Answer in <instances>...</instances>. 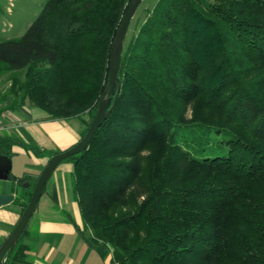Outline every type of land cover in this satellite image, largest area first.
Segmentation results:
<instances>
[{
	"label": "trees",
	"instance_id": "obj_1",
	"mask_svg": "<svg viewBox=\"0 0 264 264\" xmlns=\"http://www.w3.org/2000/svg\"><path fill=\"white\" fill-rule=\"evenodd\" d=\"M129 1L47 0L21 37L0 42L10 106L86 116L82 138ZM118 78L109 115L69 157L77 231L116 264H264V0H154ZM17 143L3 135L1 153ZM10 177L23 212L35 182Z\"/></svg>",
	"mask_w": 264,
	"mask_h": 264
},
{
	"label": "crops",
	"instance_id": "obj_2",
	"mask_svg": "<svg viewBox=\"0 0 264 264\" xmlns=\"http://www.w3.org/2000/svg\"><path fill=\"white\" fill-rule=\"evenodd\" d=\"M10 104L11 101H5L2 105L0 101V124L3 126L0 137L12 136L18 143L11 147V170L7 179H0V193H13L14 200L0 206V244L18 222L24 201L21 188L10 175L15 178L28 175L35 182L50 157L48 154L37 155L25 144L47 151L65 150L80 140L86 127L85 118L53 119L29 103L21 102L15 107ZM75 119L77 122H73ZM21 161L26 165L22 175L18 173ZM58 166L54 175L56 183L46 189L51 174L41 195L42 202L40 197L26 231L19 237L20 245L4 256L3 264H116L110 248L99 249L85 241L91 237L89 230H84V236L77 231V227L82 229V222L75 195L72 188L69 189V182L61 178L64 171L72 170V166Z\"/></svg>",
	"mask_w": 264,
	"mask_h": 264
},
{
	"label": "water",
	"instance_id": "obj_3",
	"mask_svg": "<svg viewBox=\"0 0 264 264\" xmlns=\"http://www.w3.org/2000/svg\"><path fill=\"white\" fill-rule=\"evenodd\" d=\"M141 2L142 0L129 1L122 17V20L116 30L109 54L108 81L100 96L95 115L92 121L90 122L87 131L85 132L84 136L80 138V140H78L74 145L65 150L59 151L49 157L46 165L41 170L35 181L31 197L28 201L27 206L23 210L18 222L16 223L12 231L9 233V235L0 244V264H3L4 256L7 253L8 249L18 241L19 237L26 228L32 214L36 210L38 201L42 195L44 186L49 176L52 174V172L55 170V168L60 162L75 154H78L87 147L96 129L103 123V121L107 118L110 111L112 110L116 95L112 103L110 104L111 94L114 87L117 86L118 88L119 86L118 70L120 66L126 34L130 22ZM10 170L11 159L7 155L2 154L0 151V179H7L10 174ZM13 200V193H0V206L6 205L12 202Z\"/></svg>",
	"mask_w": 264,
	"mask_h": 264
},
{
	"label": "rangeland",
	"instance_id": "obj_4",
	"mask_svg": "<svg viewBox=\"0 0 264 264\" xmlns=\"http://www.w3.org/2000/svg\"><path fill=\"white\" fill-rule=\"evenodd\" d=\"M46 1L47 0H0V42L6 39L21 37L24 34V32L27 30L29 25L32 23V21L37 17V15L41 10L42 5ZM153 2L154 0H142L130 22L125 40H127L129 36L135 31L138 24L144 18L146 8L151 7ZM10 74L11 73H5L0 75V101L2 102V105L4 104L5 101L7 103L8 102L10 103L12 99V96L9 95V87L11 83ZM19 77L21 79L23 78V72L19 73ZM84 118L86 119L87 117L85 116L81 119ZM76 120L77 119H75L73 122H77ZM35 133L36 132L33 131L32 135H34ZM56 151H62V150H59L57 148ZM65 164H69L73 168L72 160L69 158L60 162L58 167H62V166L65 167ZM25 166L26 165L24 164V161H21L20 172L18 171L20 175H22ZM56 170L52 173L47 183L48 185L46 189L49 187V185L52 187L53 184L56 183V180L54 179ZM61 178L63 179L65 178V180H67V183L69 182L68 185L70 186L69 189L72 188L71 192L74 193L73 169L64 171ZM42 198L43 197H41L40 202H42L43 200Z\"/></svg>",
	"mask_w": 264,
	"mask_h": 264
},
{
	"label": "built area",
	"instance_id": "obj_5",
	"mask_svg": "<svg viewBox=\"0 0 264 264\" xmlns=\"http://www.w3.org/2000/svg\"><path fill=\"white\" fill-rule=\"evenodd\" d=\"M3 129V126L0 124V130Z\"/></svg>",
	"mask_w": 264,
	"mask_h": 264
}]
</instances>
